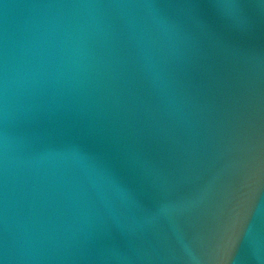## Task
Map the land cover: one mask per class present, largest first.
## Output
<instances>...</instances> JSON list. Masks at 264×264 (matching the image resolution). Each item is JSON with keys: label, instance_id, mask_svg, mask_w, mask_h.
Returning a JSON list of instances; mask_svg holds the SVG:
<instances>
[{"label": "water", "instance_id": "obj_1", "mask_svg": "<svg viewBox=\"0 0 264 264\" xmlns=\"http://www.w3.org/2000/svg\"><path fill=\"white\" fill-rule=\"evenodd\" d=\"M0 264H264V0H0Z\"/></svg>", "mask_w": 264, "mask_h": 264}]
</instances>
